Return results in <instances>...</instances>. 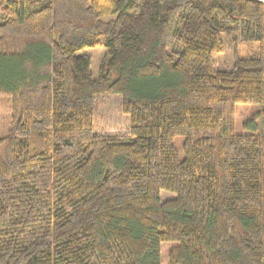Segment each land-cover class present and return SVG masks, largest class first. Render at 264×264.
<instances>
[{
    "label": "trees",
    "instance_id": "obj_1",
    "mask_svg": "<svg viewBox=\"0 0 264 264\" xmlns=\"http://www.w3.org/2000/svg\"><path fill=\"white\" fill-rule=\"evenodd\" d=\"M0 97V264H264V0H0Z\"/></svg>",
    "mask_w": 264,
    "mask_h": 264
},
{
    "label": "rangeland",
    "instance_id": "obj_2",
    "mask_svg": "<svg viewBox=\"0 0 264 264\" xmlns=\"http://www.w3.org/2000/svg\"><path fill=\"white\" fill-rule=\"evenodd\" d=\"M235 35V33H233ZM223 51L221 54L214 55L215 62L222 69L231 66L233 63V44L232 37L222 35ZM104 47L87 48L81 50L78 54H87L91 57V72L93 77L98 74V65L105 55ZM230 68V67H228ZM259 109V105L236 104L234 107V133L249 134L256 132L260 128V120L248 122L254 113ZM128 117L122 114L121 98L115 95L99 97L96 102L94 115V129L98 133L105 135H113L123 133L128 130ZM263 123V121H262ZM10 124L9 99L0 97V136L4 135ZM173 145L177 149L179 156L182 157V139L175 137ZM173 196L163 192L160 194L161 201L172 198ZM169 244H163L160 247V264H165L166 251Z\"/></svg>",
    "mask_w": 264,
    "mask_h": 264
}]
</instances>
